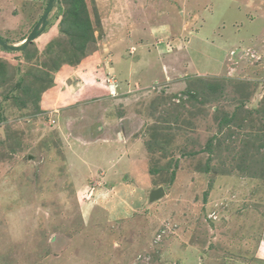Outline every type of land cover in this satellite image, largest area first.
<instances>
[{
  "label": "rangeland",
  "instance_id": "rangeland-1",
  "mask_svg": "<svg viewBox=\"0 0 264 264\" xmlns=\"http://www.w3.org/2000/svg\"><path fill=\"white\" fill-rule=\"evenodd\" d=\"M263 235L264 0H0V264H264Z\"/></svg>",
  "mask_w": 264,
  "mask_h": 264
},
{
  "label": "crops",
  "instance_id": "crops-1",
  "mask_svg": "<svg viewBox=\"0 0 264 264\" xmlns=\"http://www.w3.org/2000/svg\"><path fill=\"white\" fill-rule=\"evenodd\" d=\"M184 29L185 28H183V29H181V33H184ZM163 30L164 29H161V32L163 33ZM166 30V29H165ZM167 31V30H166ZM169 33L168 34H164V36H161V37H168L169 38V40H170V42L172 43V44H175V47L179 50V53H181L180 51H182L184 48V46H182L181 45V41H180V39L178 38V35L176 34V33H174L173 31H171L170 29H169V31H168ZM180 47V48H179ZM183 48V49H182ZM182 49V50H181ZM182 54V53H181ZM231 54L233 55V52H231ZM183 59H185L184 57H183ZM259 242H260V244H261V248L264 250V235H263V237L261 236L259 239ZM264 254V253H263ZM263 258V257H262ZM264 259V258H263Z\"/></svg>",
  "mask_w": 264,
  "mask_h": 264
},
{
  "label": "water",
  "instance_id": "water-1",
  "mask_svg": "<svg viewBox=\"0 0 264 264\" xmlns=\"http://www.w3.org/2000/svg\"><path fill=\"white\" fill-rule=\"evenodd\" d=\"M165 197V192L162 188H159L158 190H155L154 192H152L151 196H150V202H156L158 200H161L162 198Z\"/></svg>",
  "mask_w": 264,
  "mask_h": 264
},
{
  "label": "trees",
  "instance_id": "trees-1",
  "mask_svg": "<svg viewBox=\"0 0 264 264\" xmlns=\"http://www.w3.org/2000/svg\"><path fill=\"white\" fill-rule=\"evenodd\" d=\"M55 0H49V9H51L52 7V3ZM46 15V14H45ZM39 36L38 32H33L32 35L29 36V39H31V41L35 40L37 37Z\"/></svg>",
  "mask_w": 264,
  "mask_h": 264
}]
</instances>
